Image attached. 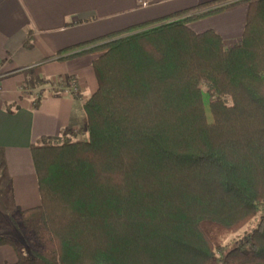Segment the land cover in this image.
<instances>
[{"label":"trees","instance_id":"trees-1","mask_svg":"<svg viewBox=\"0 0 264 264\" xmlns=\"http://www.w3.org/2000/svg\"><path fill=\"white\" fill-rule=\"evenodd\" d=\"M239 3L232 46L188 25ZM196 9L59 50L95 56L88 136L32 144L41 203L20 216L36 246L26 254L0 233L18 255L9 264H264V0L186 16Z\"/></svg>","mask_w":264,"mask_h":264},{"label":"crops","instance_id":"crops-1","mask_svg":"<svg viewBox=\"0 0 264 264\" xmlns=\"http://www.w3.org/2000/svg\"><path fill=\"white\" fill-rule=\"evenodd\" d=\"M235 0H0V233L28 254L30 239L20 211L40 205L31 146L87 138L84 103L98 89L95 56L64 58L59 50L115 30L197 7L188 15ZM213 2L209 7L202 4ZM248 3L188 21L196 32L213 29L227 47L242 39ZM33 46L26 48L28 34ZM76 80L79 91L60 86ZM39 104L36 106V100ZM11 106V110L7 108ZM11 245H0V264L17 261Z\"/></svg>","mask_w":264,"mask_h":264},{"label":"rangeland","instance_id":"rangeland-1","mask_svg":"<svg viewBox=\"0 0 264 264\" xmlns=\"http://www.w3.org/2000/svg\"><path fill=\"white\" fill-rule=\"evenodd\" d=\"M202 88L204 90L205 100L206 101H209V100H211L212 98H214L216 96L215 93L211 92L209 90V88L205 84H203ZM256 223H257V221L253 220L249 225H247L244 228L240 229L236 233H233V234L229 235L227 237V239L225 240V244L228 247H233L234 245L239 244L247 236V234L251 231V229L256 226ZM24 232H25V230H24ZM26 234L28 235L27 232H26ZM28 237H29V235H28ZM29 242H30V247L28 248L29 250H27L28 254L36 246V243L34 241H32L31 239H30Z\"/></svg>","mask_w":264,"mask_h":264},{"label":"built area","instance_id":"built-area-1","mask_svg":"<svg viewBox=\"0 0 264 264\" xmlns=\"http://www.w3.org/2000/svg\"><path fill=\"white\" fill-rule=\"evenodd\" d=\"M228 3H231V2H228ZM228 3H224V4H228ZM224 4H220V5H224ZM60 88L65 93H71V94H76L79 91L76 80H70L67 83L61 85Z\"/></svg>","mask_w":264,"mask_h":264}]
</instances>
